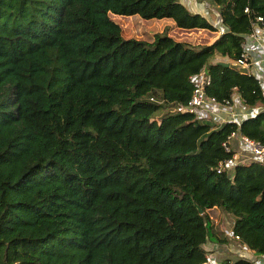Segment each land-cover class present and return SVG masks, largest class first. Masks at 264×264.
I'll list each match as a JSON object with an SVG mask.
<instances>
[{
    "label": "trees",
    "instance_id": "16d2710c",
    "mask_svg": "<svg viewBox=\"0 0 264 264\" xmlns=\"http://www.w3.org/2000/svg\"><path fill=\"white\" fill-rule=\"evenodd\" d=\"M211 1L224 30L196 46L124 39L110 17L215 31L180 0H0V264H203L220 241L212 208L245 248L221 264L264 257V169L215 170L235 129L264 143V92L238 65L264 0ZM202 72L221 107L237 96L254 112L220 124L175 112Z\"/></svg>",
    "mask_w": 264,
    "mask_h": 264
},
{
    "label": "crops",
    "instance_id": "0c3cea01",
    "mask_svg": "<svg viewBox=\"0 0 264 264\" xmlns=\"http://www.w3.org/2000/svg\"><path fill=\"white\" fill-rule=\"evenodd\" d=\"M180 2L184 4L191 12L199 13L200 15L205 17L209 21V23H211L215 27V31H211L210 35L207 36L208 40L211 39L210 41H212L218 36V34H220L224 30V28L219 22V18L217 15V6H215L211 0H180ZM196 30L199 32L198 34L203 35L202 29ZM254 31L256 33V38H248L247 35L244 36L243 48L245 56L249 59L250 66L248 68V72L258 77L260 81L264 79V33H262L256 28L254 29ZM234 98L236 99L234 100ZM234 98L232 106L228 108L222 107L220 109H217L215 112H213V114H211L205 119H209L217 124H220L225 121L239 122L241 118L249 116L254 112V109L252 108L243 107L241 105V101L237 96ZM230 148L234 151L242 152L243 162L251 161L246 151H244V149L240 147V145L235 139H232L230 141ZM217 212L218 211H216L215 208H212L208 211V227L211 234H214V236H216L217 239H220V241L210 239L205 243L204 249L206 251H210L208 252V255L210 257H214L216 261H219V258H222L218 256V252H225L224 255L231 254L240 256V254H243V252L245 251V248H238V242L233 237L231 238L230 229L228 230V232L223 233V237L221 235H217V233H220V231L222 232L223 228L221 225L217 224V219L222 218L221 216H219L220 218L217 217ZM214 214L216 216H214ZM211 219H213L212 222ZM229 219L231 218L229 217ZM220 222L222 224V220H220ZM213 227L217 230L218 228H220V231L214 233ZM222 239H226V241H223ZM220 255L224 256L223 254Z\"/></svg>",
    "mask_w": 264,
    "mask_h": 264
},
{
    "label": "built area",
    "instance_id": "2783aa9c",
    "mask_svg": "<svg viewBox=\"0 0 264 264\" xmlns=\"http://www.w3.org/2000/svg\"><path fill=\"white\" fill-rule=\"evenodd\" d=\"M262 21V17L255 16L254 29L256 28L264 33V25H260ZM254 29L247 34L248 38H256ZM238 65L239 67H244L246 71H248V68L250 66L249 62L246 63L243 60H239ZM193 80L195 81V84L191 90L188 100L184 104L177 105L174 110L175 112L191 113L196 118H207L217 109H220L222 107L217 103L214 97L208 96L205 93L204 88L209 83V77L206 74L202 72L193 77ZM261 110L264 112V108ZM232 139H235L240 147L243 148L244 151H246L251 161L259 163L264 169V143H261L254 139H250L240 134L238 132V129H235L234 131L230 132L226 139L221 143L223 149L225 151L231 152V154L227 158L217 162V164L215 165V170L217 172H228L234 167L236 163L243 162L242 152L234 151L230 148V141ZM233 238L235 240H238V236H234ZM206 258L207 260L203 264H221L219 261H216L214 257L206 255ZM255 262L256 264H264V257L257 259Z\"/></svg>",
    "mask_w": 264,
    "mask_h": 264
},
{
    "label": "rangeland",
    "instance_id": "374dc122",
    "mask_svg": "<svg viewBox=\"0 0 264 264\" xmlns=\"http://www.w3.org/2000/svg\"><path fill=\"white\" fill-rule=\"evenodd\" d=\"M111 19H113L116 23H118L121 27V37L124 39H144L147 40L149 38V34L157 33L159 35L167 34L170 37H172L175 40L178 41H186L195 44L196 46H203L208 43H210L211 39L208 40L207 36L210 35L211 31L209 30H203V35L198 34L199 32L196 29H178L173 26V21L171 18H142L138 14H130V15H118V14H110ZM200 44V45H198ZM216 56L213 57L211 60H215ZM217 59H219L217 57ZM262 90L264 92V79L260 80ZM236 98H234L235 100ZM155 118L158 117V114L155 113ZM150 118H154L150 116ZM217 217L221 216V219H217V224L221 225L222 232L220 231V228L214 229V233H217L220 231V233H217V235H223V233L228 232L231 226V219H229V215L225 214L221 210H217ZM214 216H216L214 214ZM220 218V217H219ZM222 220V224L220 222ZM213 219H211V222ZM222 233V234H221ZM214 235V234H212ZM222 236V237H223ZM216 237V236H215ZM217 239V238H216ZM220 240V239H218ZM210 252V251H207ZM217 252V251H215ZM208 254V253H207ZM210 254V253H209ZM220 254H225V252H218V256L222 257L219 258V262H222V259L227 256H221Z\"/></svg>",
    "mask_w": 264,
    "mask_h": 264
},
{
    "label": "water",
    "instance_id": "95a60500",
    "mask_svg": "<svg viewBox=\"0 0 264 264\" xmlns=\"http://www.w3.org/2000/svg\"><path fill=\"white\" fill-rule=\"evenodd\" d=\"M218 64H221V65H223V66H228L227 63L218 62ZM239 70H240L241 72H246V69H245L244 67H239ZM228 176H229V175H228ZM194 206L197 208L198 212L201 213V209H199V208L197 207V205H194Z\"/></svg>",
    "mask_w": 264,
    "mask_h": 264
}]
</instances>
